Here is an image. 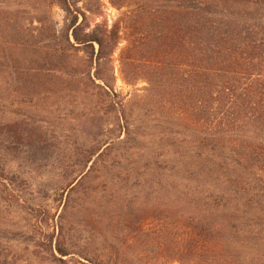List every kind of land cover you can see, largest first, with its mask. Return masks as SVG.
Returning <instances> with one entry per match:
<instances>
[{
    "label": "rangeland",
    "instance_id": "1",
    "mask_svg": "<svg viewBox=\"0 0 264 264\" xmlns=\"http://www.w3.org/2000/svg\"><path fill=\"white\" fill-rule=\"evenodd\" d=\"M63 1L82 30L114 43L101 66L110 84L95 77L91 48L74 43ZM182 1L0 0V264H180L165 230L175 217L209 221L206 203L247 207L264 226V161L226 154L220 188L180 178L193 127L146 91L145 64L189 69L160 24ZM163 40L165 57L154 52ZM238 244L242 264H264V234L251 251Z\"/></svg>",
    "mask_w": 264,
    "mask_h": 264
},
{
    "label": "trees",
    "instance_id": "2",
    "mask_svg": "<svg viewBox=\"0 0 264 264\" xmlns=\"http://www.w3.org/2000/svg\"><path fill=\"white\" fill-rule=\"evenodd\" d=\"M63 3L71 15L68 29L74 43L91 48L95 77L110 84L112 74L104 77L101 66L108 63L114 43H105L95 31L82 30L77 15ZM160 24L162 33L172 29L175 52L189 56L191 64L187 71L175 70L163 59L145 64L146 91L159 95L163 110L181 116V127H193L195 149L182 158L186 174L179 177L220 188L226 154L230 159L247 160L251 166L264 161V0H186L178 2L173 16L160 19ZM169 43L163 40L154 52L167 56L172 50ZM121 61L125 80L134 83L138 76L135 59ZM203 206L209 221L175 217L171 229L165 230L175 236L176 260L189 264L185 259L192 257L196 264H242L236 244L251 251L264 234V226L252 220L247 207L239 210L225 202Z\"/></svg>",
    "mask_w": 264,
    "mask_h": 264
}]
</instances>
